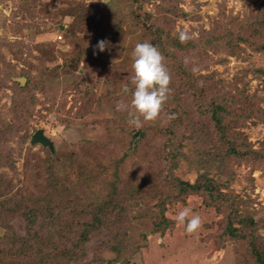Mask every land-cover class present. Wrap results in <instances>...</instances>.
Returning <instances> with one entry per match:
<instances>
[{"label": "rangeland", "instance_id": "rangeland-1", "mask_svg": "<svg viewBox=\"0 0 264 264\" xmlns=\"http://www.w3.org/2000/svg\"><path fill=\"white\" fill-rule=\"evenodd\" d=\"M263 14L264 0H0V264H264ZM145 41L194 81L197 136L168 120L176 99L139 129L116 110ZM213 98L236 156L220 154ZM39 129L53 149L31 142Z\"/></svg>", "mask_w": 264, "mask_h": 264}, {"label": "clouds", "instance_id": "clouds-1", "mask_svg": "<svg viewBox=\"0 0 264 264\" xmlns=\"http://www.w3.org/2000/svg\"><path fill=\"white\" fill-rule=\"evenodd\" d=\"M109 3V0H102ZM178 39L181 43H187L191 37L187 32L181 31ZM97 47L100 52L105 51L106 42L101 40ZM131 76L132 88L127 84L122 87L124 94H130V103L123 100L117 103V111H127L128 123L139 129L143 122H154L161 117L165 103L171 94V74L165 64V57L151 42L137 43L132 52ZM168 120L176 118L175 114L168 115ZM141 176L144 172L140 173ZM178 225L185 226V231L192 234L202 226V219L194 214L192 209L184 207L176 216Z\"/></svg>", "mask_w": 264, "mask_h": 264}, {"label": "trees", "instance_id": "trees-1", "mask_svg": "<svg viewBox=\"0 0 264 264\" xmlns=\"http://www.w3.org/2000/svg\"><path fill=\"white\" fill-rule=\"evenodd\" d=\"M262 20H264V14L262 16ZM211 42L212 41L208 40V44L211 43ZM200 45H202L203 47H207V44H206L205 41H204V43H201ZM176 47L178 49H180L179 45H177ZM184 49H185V47L181 46V50L180 51H183ZM183 66H184V69L186 70V72H189V68H187L185 65H183ZM181 73H184V70H182ZM173 83L176 84V86H177V90H176L177 93L176 94L173 93V85H174ZM194 85H195L194 81L192 80V78H190V76H188V75L186 77L176 76V71H175L174 74L171 73V84H170V87H171L172 91H171V94H170L167 102L175 100V99L177 100L175 102L177 107L175 108V111L173 113V114H177L175 121H173L175 128L179 127L178 129L184 128V130H191V131L195 130L194 125H190L191 124V118L190 117H192V111L189 108L192 105L195 106L194 104L190 103V98L193 96V94L190 91L194 90L196 88ZM202 92L203 93H202V98L201 99H204V97L207 95V90L204 89V91H202ZM209 93L210 92L208 91V94ZM219 99L220 98H217V99L213 98L211 100V102L208 104L207 108L211 107L210 111L212 113V120L215 122V125L217 126L216 130H218V133H220L219 141L222 142V143L225 142V144L227 145V143H226L227 130L223 126V118H222V114H221V112H225V110H224L225 108H224L223 104H221V102H219ZM16 105L23 107L25 104L20 99V100H18L16 102ZM182 118L184 120H181ZM179 120H181V121H179ZM162 121L165 122V119H162ZM167 129H169V127H167ZM178 131L179 130H175V134L176 135H177V133H179ZM144 135H145V133L141 132V136H144ZM189 136L192 138L193 136H197V134L194 131H192V133ZM172 139L173 138L169 139L168 141L172 142ZM200 140H201V138L195 143L199 144ZM170 142H168V143H170ZM220 154H221L222 157H224L226 155H227V157L238 155L235 147L232 146V145L230 147H228V145H227L226 150L224 148L223 149L221 148ZM104 169H105V172H106L105 175H107L108 172H109V165H106L104 167ZM95 178L96 177H93L94 180H95ZM180 185H182L181 188L184 189V190L187 189V190H192V191H197V192L200 191L201 188L203 187L202 184L201 185H199V184H191L190 182H183V181L180 182ZM227 231L233 237H243L241 234L236 233L235 230L231 226H229L227 228ZM87 233L88 232H86V233L84 232V234H87ZM20 237L23 240L20 239V241H17V242H19L22 245L25 244L24 240L26 239V237H24V236H20ZM3 242H4L3 240H0V254L6 253V245ZM15 245L16 244H14V246ZM20 251H21V249H20ZM256 252L258 254V260H260L263 263V257L261 255V253L259 251H256ZM47 257L48 256L46 254H44L40 258L41 259H45Z\"/></svg>", "mask_w": 264, "mask_h": 264}, {"label": "water", "instance_id": "water-1", "mask_svg": "<svg viewBox=\"0 0 264 264\" xmlns=\"http://www.w3.org/2000/svg\"><path fill=\"white\" fill-rule=\"evenodd\" d=\"M20 81L23 83L26 81V78H21ZM31 142L33 144L41 143L43 146H48L49 148L53 149V142L45 136L43 129H39L33 134Z\"/></svg>", "mask_w": 264, "mask_h": 264}]
</instances>
